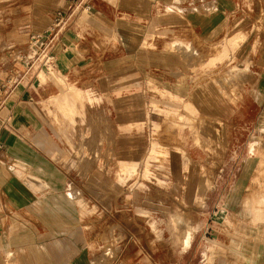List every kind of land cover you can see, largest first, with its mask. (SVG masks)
Wrapping results in <instances>:
<instances>
[{
  "label": "crops",
  "instance_id": "crops-1",
  "mask_svg": "<svg viewBox=\"0 0 264 264\" xmlns=\"http://www.w3.org/2000/svg\"><path fill=\"white\" fill-rule=\"evenodd\" d=\"M76 4V0H34L32 32L43 33L59 17L69 16V24L54 48L57 70L70 82L93 84L99 93L100 83L106 82L108 97L115 104L113 112L121 116V129H129L126 121L130 118L143 122L142 100L152 98L149 86L155 88L156 98L194 99L186 105L195 116L216 119L227 115L229 104L218 90L211 85L205 91L189 85L188 67L195 65V59L189 62L188 58L217 50L222 61L235 49L241 57L250 51L251 61V85L246 86L241 108L236 111L242 121L237 123L238 130L264 131V33L260 42L253 34L264 14V0H92L89 12ZM84 12L89 16L87 22ZM16 16L13 13L6 22H0V34L3 27H10L6 42L18 38L16 32L22 22ZM244 67L234 66L232 77L245 73ZM136 81L145 84V90L134 93L116 86ZM59 94L53 80L42 82L39 76L16 87L7 97L0 95V264H109L95 243L116 224L109 215L114 210L109 199L101 202L112 187L101 185L97 173L85 181L59 163L65 159L67 148L56 136L51 120L45 118L48 112L44 108L49 106L52 111L50 105ZM62 101L65 116L73 122L74 105L69 98ZM249 109L252 117L247 121L244 118ZM203 121L209 135L200 137L212 153L218 149L219 157L224 152L227 157L222 131ZM81 139L76 161L83 173L79 161L83 149L92 142L98 148L109 136L102 140L99 134L83 132ZM261 143L264 145V138L241 145L247 156L243 173L249 171L251 178L261 161L254 154ZM261 166L257 184L262 188L246 199V210L264 211V158ZM188 167L189 178H200L194 166ZM195 189L189 186L187 194H196ZM85 196L91 200L88 208ZM86 210L105 211L104 221H95ZM251 227L253 237L246 240L247 244L238 248L231 241L229 249L240 264H264V224L253 218ZM220 264H228L223 253Z\"/></svg>",
  "mask_w": 264,
  "mask_h": 264
},
{
  "label": "rangeland",
  "instance_id": "rangeland-1",
  "mask_svg": "<svg viewBox=\"0 0 264 264\" xmlns=\"http://www.w3.org/2000/svg\"><path fill=\"white\" fill-rule=\"evenodd\" d=\"M33 4L34 0H0V22H6L13 13L17 15L15 19L22 22L16 32L18 38L12 42L4 41L10 27L2 28L0 87L24 70L20 58L28 54L30 37L42 34L32 32ZM82 16L87 22L88 14L84 12ZM262 32L264 14L254 26L253 34L259 42ZM241 54L237 55L234 49L219 61L218 51L211 50L207 55L196 53L188 58L189 62L195 59V65L188 67L189 85L204 91L211 85L218 90L229 104L227 115L216 119L195 116L188 112L186 105L194 99L156 98L155 88L149 86L147 90L152 98L142 100L144 120L136 123L130 118L126 121L129 123L127 130L120 128L118 118L121 116L113 112L115 104L108 97L106 82L100 83L99 93L91 83L80 85L70 82L59 70L52 75L40 73L42 82L50 78L60 91L59 97L50 105L52 111L43 105L48 112L45 118L51 120L56 136L67 148L65 159L59 163L85 181L97 173L101 185L112 187L111 194H105L101 202L104 198L109 199L113 206L110 209L114 208L109 215L115 218L116 224L95 243L106 256V263L220 264L223 253L228 264H240L229 249L230 242L235 241L238 248H243L246 240L253 237L251 220L259 219V223L264 224L263 210H246V199L262 188L257 184V178L262 168L264 145L261 143L254 152L261 160L254 178L249 171L246 175L243 173L247 156L241 145H251L263 139L264 131H242L237 127V123L242 121L236 111L241 108L246 86L251 85L250 51H245L243 57ZM241 65L245 66L246 72L237 78L232 77V68H241ZM26 82H19L14 89L23 87ZM116 86L131 89L134 93L145 90V84L137 81L121 82ZM203 94V98L206 97V93ZM7 96L4 94L3 97ZM65 98H69L75 107L73 122L63 112L62 100ZM2 102L0 98V106ZM201 102L204 105V101ZM167 103L179 107H171ZM247 114L245 120L252 117V110L249 109ZM203 120L222 131L227 157L226 152L219 157L218 149L212 153L210 146L200 137L209 135L208 125ZM83 132L99 134L102 140L109 136V139L98 148H94L96 143L92 142V148L83 149L79 158L82 173L77 166L76 153L81 146ZM188 165L194 166L200 178H189ZM189 186L196 188V194H187ZM207 189V195L203 194ZM83 198L85 208H88L91 200L86 196ZM85 213L102 223L106 212L86 210ZM190 231L192 240L186 249L184 238ZM222 241H225V246H221Z\"/></svg>",
  "mask_w": 264,
  "mask_h": 264
},
{
  "label": "built area",
  "instance_id": "built-area-1",
  "mask_svg": "<svg viewBox=\"0 0 264 264\" xmlns=\"http://www.w3.org/2000/svg\"><path fill=\"white\" fill-rule=\"evenodd\" d=\"M77 8L89 12L92 10V0H76ZM69 16L59 17L49 30L42 34H34L30 37L28 44V54L22 55L21 63L24 70L18 76L10 78L4 85L0 87V95L7 96L14 90V86L19 82L38 79L40 73L46 72L52 75L57 70V61L54 54L55 45L69 24Z\"/></svg>",
  "mask_w": 264,
  "mask_h": 264
},
{
  "label": "bare ground",
  "instance_id": "bare-ground-1",
  "mask_svg": "<svg viewBox=\"0 0 264 264\" xmlns=\"http://www.w3.org/2000/svg\"><path fill=\"white\" fill-rule=\"evenodd\" d=\"M198 191V190H197ZM197 197H198V195H197ZM192 224V223H191ZM185 226V225H184ZM188 231V230H187ZM191 240H192V234H191V231H190V234H189V232H187L186 233V235H185V238H184V242H185V248L187 249L188 248V245H189V243L191 242Z\"/></svg>",
  "mask_w": 264,
  "mask_h": 264
}]
</instances>
